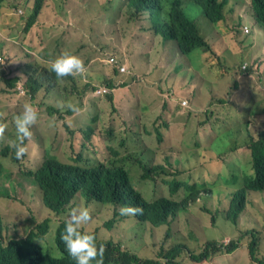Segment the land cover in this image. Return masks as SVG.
I'll list each match as a JSON object with an SVG mask.
<instances>
[{"label":"trees","instance_id":"16d2710c","mask_svg":"<svg viewBox=\"0 0 264 264\" xmlns=\"http://www.w3.org/2000/svg\"><path fill=\"white\" fill-rule=\"evenodd\" d=\"M20 6L25 8L26 24L25 32L23 33V43L21 41V33L19 36L9 38L14 33L13 28L7 31L6 37L0 41V57L4 58L5 65L8 70L1 80H3V87L0 90V101L2 110H0V123L7 125L12 122L13 114L11 113L10 102L18 98L17 90V75L16 72L23 66L33 65L32 59L34 55L27 52L25 47L31 49L34 53L37 49L36 38L28 36L30 31L36 30V34L40 41H46L53 38L55 35L64 34V25L58 19H55L51 4L61 0H16ZM82 3V0H79ZM94 5V8L101 12H108L110 6L113 5V0H87ZM194 2L202 11L203 15L212 23L216 24V33L212 39L208 36V30H201L197 22L189 15L188 11H184L188 2ZM185 2V3H184ZM127 12L126 24H122L121 31H126L127 47L126 51L115 54L114 57L119 65H127V70L121 73L117 67H114V75H105L99 72L96 82L90 79L86 89H97V85L101 84L110 90L104 95L93 94L95 97H105L110 101L114 107L116 101V90L119 87L127 86L125 89L131 87L130 84L141 81L139 77H148L147 86L152 87L154 83L150 80L152 71L155 70L163 79L166 77L176 75V80L180 84H173L172 92L165 93L164 86L170 81L164 80V86L161 89L153 90L157 95L152 92L149 97L152 101L161 100L163 93L162 112L169 111L173 115L185 114L190 116H200L203 118L198 122L196 132L199 135H209L211 131H205L208 127L210 120L221 114L222 111L230 103L225 100V96L209 88V94L206 98L202 99L201 94L196 86L205 87L207 83L214 80L217 83L223 82L229 75L237 77L235 84H232V95L235 94L239 87L241 93L245 90V97L242 96L238 99H244L250 96L246 104H239V109L246 110L249 116L262 115L264 119V104L263 100H254L256 93L252 89V80L249 79L248 85V70L243 68V63L251 60L245 55L240 54L236 58L233 56L234 47L240 46L241 49L247 48L252 57H257L256 46L257 38L264 35V0H126ZM13 5L10 0H0V17L4 12H8V8ZM80 12L83 7L79 3L76 4ZM187 9V7H186ZM56 13V7L53 9ZM87 11V10H86ZM86 11L84 16L86 17ZM109 13V12H108ZM251 16L256 24L260 27L259 34L251 32L245 33L244 28L249 27L247 20L242 17ZM76 22H81L77 19ZM117 23H119L117 21ZM49 26V27H44ZM4 27V26H3ZM126 27V29H125ZM42 28L47 31L43 37L39 29ZM80 31L79 27L72 25L71 30ZM142 34V35H141ZM149 35L152 45L155 46L151 49L154 52V58L151 51H148L146 56H150L147 61L144 53L140 47L148 45ZM233 36V37H232ZM8 38V39H7ZM18 38V39H17ZM125 45V41H124ZM123 47L118 51H122ZM109 45L102 46L103 56L105 59L108 57ZM259 49V48H258ZM72 51V50H71ZM171 52L173 53L172 57ZM194 54L192 58V65L186 70L181 71L182 65L176 62V57L182 60H190V55ZM81 59L86 52H75ZM192 54V55H193ZM22 58L27 59V62ZM237 62V63H236ZM100 64L105 65V61H95L87 68H97ZM39 65V64H36ZM107 65V64H106ZM105 65L106 68H108ZM138 65L143 68L140 72L137 69ZM148 67V69H146ZM30 69V68H29ZM32 70V69H30ZM190 71L188 77H182L186 74L184 72ZM20 72L26 73L25 70ZM40 75L32 76L24 87L26 95L35 101L37 93L44 89V86L49 84V89H59L66 95L65 100L60 99L53 94L54 104L52 105L51 113L63 114V107H66L67 101L72 99V95L80 94L79 81L76 76H66L63 78L56 77L50 69L48 71H37ZM140 72V73H139ZM27 74V73H26ZM50 74L51 77L46 79ZM49 76V75H48ZM121 78V79H120ZM179 78V79H178ZM84 81V79H81ZM130 85V86H129ZM30 87L31 89H29ZM226 89L230 92L231 84L229 80L226 82ZM226 91V90H225ZM86 92V91H84ZM91 90L89 91V93ZM87 93V92H86ZM87 93V94H89ZM177 93V98L173 96ZM216 94H219L218 96ZM64 101L62 105L57 101ZM187 101V105L183 104ZM175 102V103H171ZM261 102V104L259 103ZM96 105V103H94ZM205 104L204 110L197 113V109ZM237 109V107H232ZM262 108V110H260ZM80 111L81 106H79ZM152 116L157 118V109H152ZM183 110V112H181ZM238 111V110H237ZM78 112V113H79ZM162 112L159 114L161 115ZM193 112H195L193 114ZM18 113V112H17ZM16 113V114H17ZM77 113V114H78ZM216 113V114H215ZM74 112L67 109L66 114L59 116L60 126H66L71 134L75 131L71 129L67 122L66 115L74 116ZM102 117L98 121V117ZM139 119H144V116L139 115ZM89 122L79 123L81 130L82 142L81 148H85L88 142H91L95 137H99L106 144L107 149L110 148L114 154L113 158L107 161H101L96 154L86 155L80 152L73 157L74 163L64 161L58 154L52 151L51 146L44 147L37 142V138L31 136L25 143L28 146V151L22 160H17L14 155V149L10 144L0 154V196L20 202L26 206L31 216L17 221L11 228L4 223V217L0 213V264H74L63 242L60 240V234L64 228L65 217L69 210L75 206H87L91 208V220L82 226L84 230L92 231L97 236L100 231V226L105 227L114 232H124V238L113 243L111 240L104 239L97 243L104 245L103 264H191L201 262H215L216 256L228 255L235 249L240 247L242 238L232 237L239 227L240 214L244 211L247 205V193L252 191L264 192V131L260 133V139L253 142L254 136L250 137L248 148L251 151L253 158L251 159V168L249 171L246 169L241 170L238 174L239 168L232 164L230 167L222 170L218 175L212 177L211 181L206 180L203 173L201 176L198 169H195L198 180L185 182L178 179L170 180L169 192L171 195L177 194L180 189L184 190L183 197L175 199L172 196H162L152 204L143 205L142 213L136 215H120L106 208L104 212V219H101L102 209L106 206L95 205L92 197L104 198L106 200H125L131 197H140L139 193L134 191L128 182V170L126 163H137L139 170L142 172L141 180L150 176L152 172H156L158 167L149 165L148 161L151 157L156 156L165 151L178 150L186 152V147L193 141L185 132L182 133V143L180 147L175 145L160 146L162 138L157 137L155 141L147 143V136H151V132L147 131L145 127L140 124L133 127L132 124L126 125L123 123L124 132L131 136L121 137L122 152L110 146V141L113 135V124L106 125L104 123V115L101 113L99 116L88 114ZM150 119H153L149 117ZM148 118V119H149ZM145 120V119H144ZM146 121V120H145ZM264 121V120H263ZM155 124L162 127H167L168 124L164 122ZM94 123V124H93ZM184 128H190L187 124ZM34 131V125L32 126ZM38 134V133H37ZM15 139V138H13ZM236 141H232L225 147L227 151H219L217 154L212 151L215 160H219L220 156L227 153L244 152L246 149L240 146L241 134L236 136ZM74 143H71V148ZM120 154V158L117 156ZM2 158H10L18 167L19 170L15 173H10L4 165H2ZM31 161L33 167L28 164ZM135 163L133 166H135ZM211 168L207 176L211 177ZM166 173L165 169H162ZM201 179H204L200 182ZM199 181V182H198ZM29 183L26 187V184ZM210 187L209 195L203 198L213 200L219 199L222 203L226 196L229 201L223 210L226 211V219L231 225H226L224 231L219 225L214 227L210 225L211 216H207L209 221L208 231L214 237L222 238V242L216 240H209L205 244L195 242L194 238L184 236L180 232L168 231L165 236L163 244L158 247L151 244L150 236L144 229L140 228L137 224H150L155 228L165 225H170L171 219L180 214L184 215L187 212L193 215H201L199 210L200 192ZM232 188L230 194H225L223 190ZM25 191L31 192V199L29 201L21 200V195ZM31 200L37 201L41 209L49 212L48 216H42L39 210H32L29 206ZM101 202V201H100ZM104 203V202H103ZM141 204V203H140ZM61 217V225L54 234L55 243L58 251H54L50 246L43 244L41 241L45 239L51 229V219ZM246 220V219H245ZM247 220H252L256 225L255 229H248L243 232L242 236H250L247 244V254L240 253L233 261L232 264H264V235H261L259 230L264 226V218L258 220L254 217H248ZM137 224H136V222ZM213 221L219 223L220 220ZM101 223V225H100ZM96 224V228H88ZM22 228V232H21ZM258 233V234H257ZM226 235L229 236L226 239ZM169 241V242H168ZM243 244V243H242ZM122 246V248H121ZM64 253L66 256H64ZM94 264V262H93Z\"/></svg>","mask_w":264,"mask_h":264},{"label":"rangeland","instance_id":"374dc122","mask_svg":"<svg viewBox=\"0 0 264 264\" xmlns=\"http://www.w3.org/2000/svg\"><path fill=\"white\" fill-rule=\"evenodd\" d=\"M126 0H113V5L109 7L108 12H101L94 8V5L89 3L87 0H82V3L79 0H61L55 2V4H51V9L55 19H58V22L61 19L62 24L64 25V34L55 35L53 38L40 41V38L36 34V30L30 31L28 36L32 38H36V46L37 47H47L49 52V57L46 61L43 58H37V62L41 65L46 66V71H48V66H50V61L59 55L63 51H69L72 53L77 52H86V54L82 57V60L86 67L89 64L95 61H105V58L102 56L104 52L102 46L109 45L108 53L117 54L123 51H126L127 40H126V31L120 30L118 25L123 22L126 24V12L128 11L125 6H122ZM10 3L13 5L12 8H8V12H4L0 17V41L6 37L7 31L13 28L14 33L9 38L19 36L21 33V41H17V43H23V33L25 30L26 18L25 8L20 6L16 0H10ZM79 3L83 7V11H86V17L84 16V12H80L79 8L76 4ZM119 5V7H117ZM56 7V13L53 9ZM122 7V9H120ZM187 11L189 15L197 22L199 28L201 30H208V37L212 39L214 33H216V24L210 22L202 13L201 9L194 3L188 2ZM23 12H22V11ZM77 19H81V22H76ZM242 19L247 20L246 24L250 27L251 32L259 34V26L253 20L251 16L242 17ZM117 21L119 23H117ZM72 25L79 27L80 31L72 28ZM4 26V27H3ZM49 27V26H44ZM126 29V27H125ZM250 29L244 28L245 33L249 32ZM42 36L44 37L47 33L44 29L40 28ZM142 35V34H141ZM149 39L148 45L146 47H140L141 51L144 53L146 59V66L148 58L152 55L154 58V52L151 49L155 46L152 45V41L149 35H146ZM233 37V36H232ZM8 39V38H7ZM18 39V38H17ZM125 41V45H124ZM124 45V49L120 50ZM153 46V47H152ZM259 48V49H258ZM25 50L29 53L32 52L31 49L25 47ZM72 50V51H71ZM148 51H151L150 56H146ZM193 54V53H192ZM190 55V60H182L179 56L176 57V62H179L182 65L181 71L186 70L189 65H192L193 55ZM240 54L245 55L251 60H247L243 63V68L249 69L248 71V85L249 79L252 80L251 86L256 96L254 97L256 101L263 100L264 104V35H260L257 38V46H256V54L257 57H252L247 48L241 49L240 46L234 47L233 56L236 58ZM172 57L173 53L171 52ZM237 63V62H236ZM106 65V64H105ZM100 64L97 68H92L96 72H105L107 70L110 71L112 75H114V67L110 65ZM143 66L138 65L137 69L141 72ZM6 69L5 60L2 58L0 60V73ZM89 69V68H87ZM148 69V67H146ZM37 70L43 71V68L33 67V70L27 69L28 73L33 74L34 76L37 74ZM139 72V73H140ZM190 71L184 72V76L179 77H188ZM19 74V72H18ZM17 75V74H16ZM39 75V74H37ZM41 75V74H40ZM39 75V77H40ZM49 75V76H48ZM46 76V79H49L50 74ZM176 75L162 78L164 76L159 75V73L155 70L152 71L150 80L154 85L152 87L147 86V78L148 77H139L142 79L141 81H137V83L133 84V86L129 87L126 92L116 90V101L114 107L107 100V95L104 97H95L93 94L97 93V89L102 87L103 85L98 84L97 89H93L91 86V92L89 93V97L82 98L81 95L73 94L72 99L67 101V103L71 102L76 104L78 107L81 106L82 112H77L76 116H68L66 115L67 122L69 123L71 129L75 132L71 134L66 126H58L60 125L59 116L65 115L67 111V107H63V114H54L51 113V107L54 104V98H52V94L60 99L66 98L64 92L59 89L56 90H47L49 89V84L44 86V89L37 93V99L33 101L30 96L25 93H19L18 98L12 100L10 104L11 113L13 114V118L17 112L22 110V106L24 103L28 102L35 106L38 111V119L34 124V131L32 132V137L37 138V142L42 146L47 147L51 146L52 151L58 154L64 161L74 163L73 157L79 154L80 152H84V154H96L101 161H107L109 158H113L114 154L111 152L110 148L107 149L106 144L99 137H95L91 142H88L85 148H81L80 143L82 142L81 138V130L79 129V123L82 121L85 124L89 122L88 114H94L99 116L101 113L104 115V123L108 126L113 124V135L110 141V146L119 150L120 154L122 152L121 146V137L128 136L131 139L130 135H127L124 132L123 123L126 125L132 124L133 127H137L140 124L145 127L147 131L151 132V136H147V143L155 141L157 137L162 138V144L160 146L167 145H175L177 147L181 146L183 135H188L190 139L193 141L189 146L186 147V152H180L178 150L173 151H165L156 156L151 157L147 163L149 165H154L157 168L156 172H152L150 176L141 180L142 172L139 170V166L135 163H126V169L129 172L130 180L132 184L137 187L143 195L149 199L154 200L158 196L166 195L169 196V184L168 182L172 179H181L182 181L189 182L198 180L195 169H198V173L201 176L203 173H206L205 178L208 181H211L212 177L218 175L222 170L230 167L232 164H235L238 168V174L241 173V170L246 169L247 171L251 168V162L249 159L248 149L244 152H236L234 151L232 154L229 152L227 154H223L220 156L219 160H215L212 154L218 153L219 151H227L225 147L229 145L232 141H236V136L241 134V142L240 144H244L246 141L250 139L252 135H255L257 130L262 124L263 116L260 114L258 116H250L246 118V110L237 111V109H233L232 105H229L225 108L224 111L221 112L219 119L217 118L214 121L215 133L211 136L203 134L202 136L196 132L198 122L203 118L200 116H190L187 112L183 115H180L177 112V115L171 114L169 111L162 112L163 99L165 98V93L172 92L173 84H180L179 81L176 80ZM91 73L89 71L86 74H78L77 78L79 81V90L80 94L87 95L86 86L89 82H86L89 77H91ZM115 76V75H114ZM84 79L82 81L81 79ZM178 78V79H179ZM121 79V78H120ZM237 77L234 74L229 75V79L227 78L223 82L217 83L212 80L205 87L196 86L195 89L200 92L201 98L204 99L209 94V88L212 87V90L218 92L220 96H225L228 98L230 104L232 102L246 104L245 102L249 100L250 96L244 99H238L242 96L245 97V90L243 93L239 91L242 87H239L234 95H232V84H235ZM147 80V81H146ZM164 80L170 81L168 84L164 86ZM229 80L231 84L230 92L226 89V82ZM94 81H99L98 77L94 75ZM164 86L163 97L161 100L152 101L149 95L154 92L153 90L161 89ZM86 87V88H85ZM31 89L30 87H28ZM226 90V91H225ZM110 94V90L108 91ZM98 94V93H97ZM219 94H216L217 96ZM177 98V93L173 96ZM3 100L0 98V101ZM97 101H99L98 104ZM94 101L95 104H92ZM64 101L58 100L57 103L62 105ZM2 103V102H1ZM0 103V105H1ZM175 103V102H171ZM261 104V102H259ZM239 105V104H238ZM205 104L202 107L197 109V113L201 110H204ZM157 109L155 113L157 118H154L151 114L153 112L152 109ZM262 110V108H260ZM162 112L161 115H159ZM183 112V110L181 111ZM195 112H193L194 114ZM216 114V113H215ZM139 115L144 116V119H139ZM102 117H98L99 119ZM156 120L157 123L164 122L167 123V127H162L159 124H155L153 119ZM103 118V117H102ZM149 118V119H148ZM13 120V119H12ZM230 123V124H229ZM94 124V123H93ZM187 124L190 128H184V125ZM38 133V134H37ZM215 139L212 141V138ZM15 138V125L13 121L7 125L5 129L3 137H0V151L7 144H10V141ZM71 143H74V147L71 148ZM239 144V145H240ZM120 154L117 156L120 158ZM2 165L6 167L10 173H15L19 170V167L10 159V158H2ZM29 165L33 167L31 161L28 162ZM209 167L211 168V177L207 176ZM162 169H165L166 173L162 172ZM189 180V181H188ZM204 179H201L203 181ZM199 182V181H198ZM29 183L26 184V187ZM210 187L203 189L200 192V201H199V210L201 211V215H193L187 212L184 215H177L176 217L171 219L170 225H165L159 228H155L150 224H136L145 230V232L151 238V244L157 245L160 247L164 240L166 233L168 231L180 232L184 236L193 237L195 242L200 244H205L209 240H216L222 242V238L214 237L208 231V227L214 226L218 227L219 225L222 227V231H224V227L226 225H231L230 222L226 219V211L229 209H224L226 203L229 201V197L226 196V199L221 203L219 199H205L203 198L206 195H209ZM225 194H230L232 188L229 189H220L218 190ZM26 193L21 195L23 201H29L31 199V192L25 191ZM175 198L180 199L183 197V191L180 190L177 194L174 195ZM29 206L32 210H39L42 216H48L49 212L47 210L41 209L37 201L31 200ZM112 211L111 206H107L102 209L101 219H104V212L106 208ZM248 210L251 213L261 215L264 213V194L260 192H254L251 197V202L248 206ZM0 213L4 217V223L8 225L13 231V225L20 220H24L31 216L30 210L22 205L20 202L15 200H11L5 197L0 196ZM211 216L210 225L208 224V217ZM213 217L215 220L219 219L220 222L216 223L213 221ZM58 225V221L56 218L51 219V229L48 235L41 242L47 246H50L54 251H58L55 243L54 233L55 229ZM101 225V223H100ZM258 225H256L252 220H244L239 223V227L236 230V233L232 237L242 238V243H240V249H235L228 255L216 256L214 264H232V261L235 259L234 257L239 255L240 253L247 254V244L250 236H242L243 232L248 229H255ZM96 228V224L92 226H87L86 229ZM261 230V229H259ZM22 232V228H21ZM261 235H264V231H260ZM258 234V233H257ZM98 241L111 240L113 243L119 241L124 238V232H114V230H110L100 226V231L96 236ZM229 236L226 235V239ZM169 242V241H168ZM116 244V243H115ZM122 248V246H121ZM213 258V257H212ZM212 258L210 261H212ZM204 263V262H203ZM203 263H191V264H203ZM75 264V262H74ZM212 264V263H211Z\"/></svg>","mask_w":264,"mask_h":264},{"label":"clouds","instance_id":"9594fccd","mask_svg":"<svg viewBox=\"0 0 264 264\" xmlns=\"http://www.w3.org/2000/svg\"><path fill=\"white\" fill-rule=\"evenodd\" d=\"M122 6H125L127 9V5L125 2L123 3ZM117 7H119V5ZM183 8H184V11H187L184 4H183ZM120 9H122V7H120ZM31 54H33L34 57L36 58L33 51L31 52ZM22 59L27 62V59L25 58H22ZM35 66L40 67L41 69L43 68V71H46V66L41 65V64L29 66L28 68L33 70V67ZM23 67H26V68H21V69L25 70L27 74L24 72H20L18 74V72L21 69H19L16 72L17 78H18L17 90L19 93H25L24 87H27L26 82L30 78H33L32 76H34L33 74L28 73L27 66H23ZM48 69H50L53 73H55L56 77L58 78H63L66 76H76L78 74H84L87 72V67L84 64L83 60L78 55L72 52H69V51H63L59 55H57L54 59H52L50 61V66H48ZM37 71H40V70H37ZM7 72L8 70L6 68L3 72L0 73V90L2 89L4 85L3 80H1V78L5 74H7ZM37 74L39 73L37 72ZM37 74L35 76H38ZM102 87L108 90L107 87L105 86H102ZM21 89L23 90V92L20 91ZM104 94L105 93L97 94V95H104ZM225 101L230 103L228 99H226ZM231 105L232 107H237L238 111H242L241 109L238 108L239 105L237 102H232ZM66 107L74 113L80 111L79 107L76 104L71 103V102L67 103ZM2 109H3L2 105H0V110ZM38 115L39 114L35 106L31 103L26 102L23 104L22 110L19 111L13 118V123L15 125V139L10 141V147L14 149V155L17 160H22L28 151V146L25 143V141L31 138L32 136L31 129H32V126L36 123L38 119ZM219 116L220 114H216V116H214L210 120L208 127L206 128L205 131H211L212 133L216 132L214 128V121L216 118L218 120ZM247 117H250V116L246 114V118ZM262 124L263 125L259 127L256 134L252 135L254 136L253 138L254 143L260 139V133L264 131V121H262ZM6 128H7L6 123H0V137H3ZM214 139L215 137L212 138V141ZM248 142L249 140L246 141L244 144H240V146L246 147L248 149L249 159L251 162V159L253 158V156L251 155V151L248 148ZM6 146L1 149L0 154L6 149ZM127 175H128V182H129L130 187L134 191L139 193L140 197H131V198H127L121 201L120 200L110 201L104 198L92 197L91 199L95 203V205H102L106 207L111 206L113 212H116L122 216L124 215L134 216L138 213H142L143 209H145L143 205L147 206V204H152L156 202L157 200L161 199L162 196H166V195H161L155 198L154 200L147 199L143 195V193L132 184L130 180L129 172L127 173ZM189 182L191 183V181ZM168 184L170 185V181L168 182ZM180 190H182L184 194V190L183 189H180ZM254 192H259V191L250 190L247 193V205L244 211L240 214L239 221H244L248 217H254V218H257L258 220H262L264 218V213L261 215H257V214L249 212L248 210V206L251 202V197ZM260 193L264 194V192H260ZM169 196H172L173 198H175L174 195L170 194V192H169ZM56 220L58 221V225L55 229L54 234H56V232L58 231L61 225V217L56 218ZM90 220L94 222V220L91 219V208L87 207L86 205L72 207L65 217L64 228L60 234V240L63 242L64 247L69 257L72 260H74L75 264H93V262L94 264H103L104 245L103 244L98 245L97 238L94 232L84 230L82 228V226L87 224ZM64 256H66L65 253H64ZM211 263L212 261L209 263L204 262L203 264H211Z\"/></svg>","mask_w":264,"mask_h":264},{"label":"crops","instance_id":"0c3cea01","mask_svg":"<svg viewBox=\"0 0 264 264\" xmlns=\"http://www.w3.org/2000/svg\"><path fill=\"white\" fill-rule=\"evenodd\" d=\"M120 27H122V24H119L118 25V28H120ZM48 50V48L46 47H37V49L35 50V56L37 57V58H43V60L44 61H46L47 59H48V57H49V52L47 51ZM57 56V55H56ZM37 58H33L32 59V61H33V65H31V66H34V65H36V64H38L37 63ZM89 67H90V64L88 65ZM27 69H29L28 67H27ZM89 71V73H91V77H93L92 79H94V75H98V73L99 72H96V71H94L93 69H87V72ZM86 72V73H87ZM86 73H84V74H86ZM102 73H104L105 75H109V74H111L110 73V71L109 70H107V71H105V72H102ZM112 75V74H111ZM114 76V75H113ZM90 81V77H89V79L86 81V82H89ZM133 84L134 83H132V84H130L131 86H133ZM129 85V86H130ZM127 86H124V87H119L117 90H119L120 88H123V89H121L120 91H122V92H126L127 91V89H125ZM87 93H89V89H86L85 90ZM73 96V95H72ZM87 96L89 97V94H87V95H84L82 98H87ZM96 102L98 103V104H101V103H99V101H97L96 100ZM92 104H94V101H93V103ZM77 115V112L74 114V116H76ZM262 231H264V226L263 227H261L260 228ZM238 249H240V247L238 248ZM238 256V255H237ZM237 256H235L234 258H236Z\"/></svg>","mask_w":264,"mask_h":264},{"label":"built area","instance_id":"2783aa9c","mask_svg":"<svg viewBox=\"0 0 264 264\" xmlns=\"http://www.w3.org/2000/svg\"><path fill=\"white\" fill-rule=\"evenodd\" d=\"M246 29L248 30L249 27H246ZM1 59L2 58L0 57V60ZM105 62H106V64L110 65L111 67H117L121 73H124L127 70V65L123 64L120 66L119 63H117V60L112 53H110L108 55L107 59H105ZM20 91L23 92L22 89ZM107 91L108 90L104 87H100L99 89H97L98 94H103V93H106ZM183 104L187 105V101H183Z\"/></svg>","mask_w":264,"mask_h":264}]
</instances>
